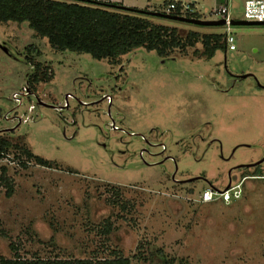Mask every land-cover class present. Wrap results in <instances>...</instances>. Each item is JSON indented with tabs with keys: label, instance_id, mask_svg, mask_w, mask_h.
Instances as JSON below:
<instances>
[{
	"label": "rangeland",
	"instance_id": "obj_1",
	"mask_svg": "<svg viewBox=\"0 0 264 264\" xmlns=\"http://www.w3.org/2000/svg\"><path fill=\"white\" fill-rule=\"evenodd\" d=\"M171 1L115 0L164 11ZM187 1H198L210 21L225 3ZM244 1L228 0L230 11ZM231 15L244 19L240 10ZM153 22L184 35L225 31ZM231 32L237 50L211 60L197 58L198 44L167 58L137 50L112 63L58 52L27 24L0 23V118L27 83L49 105H69L62 114L38 105L31 121L3 134L18 147L0 161L15 182L12 197L0 190V253L14 258V244L28 259L106 258L116 250L133 258L157 248L188 264H264V178L249 176L230 204L202 202L211 185L198 181L224 190L230 167L264 160V26ZM38 64V76H46L30 83ZM243 72L253 78L236 83ZM29 104L19 114L26 117ZM26 147L56 168L24 167ZM250 167L231 171L235 182L253 173Z\"/></svg>",
	"mask_w": 264,
	"mask_h": 264
},
{
	"label": "trees",
	"instance_id": "obj_2",
	"mask_svg": "<svg viewBox=\"0 0 264 264\" xmlns=\"http://www.w3.org/2000/svg\"><path fill=\"white\" fill-rule=\"evenodd\" d=\"M150 12L148 9L124 8L118 3L99 4L95 0H0V23L27 24L38 37L47 39L54 50L86 54L98 61L117 63L122 57L137 50L155 52L159 57L167 58L176 50L185 52L198 44L202 47L201 51L195 50L199 59L211 60L218 52L226 53L229 50L224 33L201 35L188 32L184 35L175 27L155 24L153 18H166L155 17ZM155 12L166 16L164 11ZM170 16L178 17L174 13ZM186 18L203 19L198 13L188 14ZM40 67L38 64L35 74L30 76V83L37 81ZM16 147L18 146L11 139L0 134V161L8 157ZM23 155L27 158V162L22 163L24 167L34 161L38 166L56 168L27 147L23 148ZM249 176L264 178V170L258 168L253 173L244 175L245 181ZM240 182L242 181L235 183ZM2 189L7 197H12L15 193V182L4 166L0 168V190ZM105 227V232L109 234L111 226L106 224ZM4 236L6 232L1 228L0 222V237ZM10 249L14 258H7L0 253V264H188L157 248L140 250L133 258L116 250L109 257L96 259H44L39 256L28 259L19 255L14 244L10 245Z\"/></svg>",
	"mask_w": 264,
	"mask_h": 264
},
{
	"label": "built area",
	"instance_id": "obj_3",
	"mask_svg": "<svg viewBox=\"0 0 264 264\" xmlns=\"http://www.w3.org/2000/svg\"><path fill=\"white\" fill-rule=\"evenodd\" d=\"M99 4H115V0H95ZM180 5V6H179ZM180 7V9H178ZM166 15L177 14L178 17H186L188 14L195 13L191 3L182 2L179 0L174 1L164 11ZM211 14L219 16L218 20H224V34L226 35V42L229 51H236L235 38L231 32L233 27L231 22L235 19L232 17L228 6H221ZM244 21L264 23V0H247L244 5ZM243 182L234 183L230 185L228 190H218L216 188H208L201 196V201L204 203H212L215 201H222L223 203L230 204L238 201L242 197Z\"/></svg>",
	"mask_w": 264,
	"mask_h": 264
},
{
	"label": "flooded vegetation",
	"instance_id": "obj_4",
	"mask_svg": "<svg viewBox=\"0 0 264 264\" xmlns=\"http://www.w3.org/2000/svg\"><path fill=\"white\" fill-rule=\"evenodd\" d=\"M247 75L248 76H252L253 74H252V72H249V73L243 72L240 75H234V79H235L236 83H238L239 81H242V80L246 79L245 76H247ZM247 78H249V77H247ZM39 80H41V81L44 80V74H43V76H38V79L35 82H37V84H38V83H40ZM229 92L230 91H226L225 94L226 93L229 94ZM41 96L42 95L36 93L32 89H29V87L28 88L26 87V88L22 89V91H20V92L19 91L15 92L12 95V98H10V100H11L10 106L11 107L9 106V109L4 111L3 114H2V117L0 118V125L1 124H7L8 125V124H11V123H13V124L10 127L4 128V130H0V134L12 132V130H15L17 127L19 128L22 124H26L29 121H31L32 118H30V115L32 113L36 112L38 105L39 106H44V107H49V108L55 110L56 112H58L60 114H62L63 108H65L66 106H69V105H66L64 103L63 106L59 107V106L56 105L55 102H52L51 105H49L47 102H45L44 98H46V96H43V97H41ZM35 97L37 98L36 104L33 103ZM71 98H73V97L70 94H68L66 96V100H69ZM106 99H109V97H106ZM26 102H29L30 104H29L28 110L24 111L25 114L28 113L26 115V117H25V115L23 116V115H21L19 113H20V109H23L24 104ZM109 102H110V99H109ZM110 129L111 130H119V127H117L116 124L111 123L110 124ZM131 135H133V134L131 133ZM142 139L147 141L144 137H142ZM143 153H144V151L141 152V154H143ZM223 160L225 161V159H223ZM227 161H229V160H227ZM250 166H252V164H249V163L245 162V163H240L238 165H234V166L230 167V170H229L230 181H229V183L230 184H234L235 183V177L236 176H234L235 174L231 175V171H233L235 169H242V168H245V167H250ZM251 168H253L254 171H255L258 168L262 169V166L261 165H255V166L250 167L249 169H251ZM198 181L205 182L206 185H208V184L211 185L210 188H214V187H212V182L208 181L207 178L198 177ZM244 181H245V178H244V180H242V182H244Z\"/></svg>",
	"mask_w": 264,
	"mask_h": 264
},
{
	"label": "water",
	"instance_id": "obj_5",
	"mask_svg": "<svg viewBox=\"0 0 264 264\" xmlns=\"http://www.w3.org/2000/svg\"><path fill=\"white\" fill-rule=\"evenodd\" d=\"M126 8V7H124ZM153 16L155 17H163L166 18L168 20H172V21H177V22H182V23H186V24H190V25H195V26H204V27H224L226 25V22L224 20H217V21H210V20H204V19H190V18H186V17H171L170 15H162L161 13L158 12H150ZM232 26L234 27H238V26H264V23H258V22H248V21H242V20H234L231 22ZM250 77V76H245V78ZM253 77V75L251 76ZM28 88V83L27 86ZM25 87V88H26ZM264 163V160L260 161L259 164L260 165ZM174 178V176H173ZM229 184L225 190H228L230 188Z\"/></svg>",
	"mask_w": 264,
	"mask_h": 264
},
{
	"label": "crops",
	"instance_id": "obj_6",
	"mask_svg": "<svg viewBox=\"0 0 264 264\" xmlns=\"http://www.w3.org/2000/svg\"><path fill=\"white\" fill-rule=\"evenodd\" d=\"M174 1H176V0H172L171 2H170V4L171 3H173ZM180 2L182 1V2H187V3H191L192 4V6H194L193 7V9H194V11H195V13H198V14H200L201 16H202V13H200V11H199V9H198V1H194L193 3L192 2H189V1H187V0H179ZM247 0H245L244 1V3L243 4H241L240 6H238V5H236V6H234V7H232V9H231V11L233 12V13H239V10H240V12H244V5H245V2H246ZM224 2L225 3H223V4H221L220 5V7L221 6H223V5H225V6H228L229 7V2H228V0H224ZM146 9H148V8H146ZM142 10H145V9H142ZM149 10V9H148ZM160 9H154V10H149V11H151V12H155V11H159ZM229 10H230V8H229ZM161 11H164V10H162V7H161ZM230 11V12H231ZM213 12V11H212ZM204 20L206 19V18H203ZM235 20H239V19H236V18H234ZM206 20H208V19H206ZM237 50V49H236ZM250 78H253V77H251L250 76Z\"/></svg>",
	"mask_w": 264,
	"mask_h": 264
}]
</instances>
